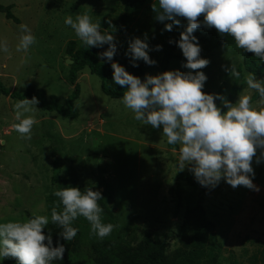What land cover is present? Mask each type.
Here are the masks:
<instances>
[{
  "label": "rangeland",
  "instance_id": "374dc122",
  "mask_svg": "<svg viewBox=\"0 0 264 264\" xmlns=\"http://www.w3.org/2000/svg\"><path fill=\"white\" fill-rule=\"evenodd\" d=\"M159 8V0H148L130 20L123 34L113 35L117 53L113 61L127 70L132 61L126 55L129 41L145 39L149 44V56L156 61L142 64L147 75L164 71H191L182 65L186 60L171 59L168 68L161 67L162 56L170 40L179 35L174 25L171 32L164 30L165 23L155 19L152 4ZM10 6L18 22L5 17L0 11V40H7L9 52L0 51V81L10 90L23 92L28 81L45 95L55 94L60 103L72 91L67 63V42L74 40L76 47L84 43L65 19L87 14L93 23L103 18L101 28L118 16L123 0H0ZM26 24L35 36V43L28 51H16L19 43V25ZM156 45L162 49L155 50ZM200 45V44H199ZM201 47V45H200ZM108 45L99 49L106 51ZM176 52L182 53L177 47ZM200 57L210 63L202 71L207 80L205 89L222 94L235 103L239 93L248 94L253 105L255 90L249 89L245 76L249 73L242 66V57L236 45L225 44ZM100 60L111 66L106 59ZM235 64L240 78H231L229 71ZM228 69V70H226ZM264 80V74L255 75ZM76 82L79 96L75 100L76 118H64L60 114L41 109L38 104L34 115L37 121L31 131V139H22L12 125L14 105L17 99L0 95V223L24 220L35 213L51 219V210L59 205L51 183L55 159L61 161L60 177L67 187L81 191L91 188L100 191L98 204L105 205L107 213H101L103 223L114 225L107 237L100 239L91 233V224L78 216L72 226L78 229L79 244L87 250L98 240H115L134 246L149 232L166 244L165 253L170 258L182 251H191V235L195 205L199 189L180 180V201L175 194L176 171L179 166V150L167 146L162 126L155 129L144 121L134 119V113L122 103V97L112 98L100 87V78L88 67L78 71ZM220 107L221 102L216 100ZM226 111V109H225ZM180 147V145L178 144ZM253 183L259 192L239 186L233 189L223 179L203 197L202 205L208 219L214 222V231L220 249L205 241L207 256L214 261L204 264H263L264 255V161L253 160ZM186 166L183 170L194 175ZM206 256V257H207ZM256 256V258H254ZM205 262L204 258H201ZM2 264V258H0Z\"/></svg>",
  "mask_w": 264,
  "mask_h": 264
},
{
  "label": "clouds",
  "instance_id": "9594fccd",
  "mask_svg": "<svg viewBox=\"0 0 264 264\" xmlns=\"http://www.w3.org/2000/svg\"><path fill=\"white\" fill-rule=\"evenodd\" d=\"M155 19L165 23L164 30L171 32L173 26L182 27L181 19L187 25L176 41L186 63L182 66L191 71H164L157 75H147L144 80L130 74L119 63L113 61L117 53L115 37L102 34L101 25L93 23L87 14H78L65 19L79 39L89 48L108 45L106 51L98 55L111 62L113 81L124 88L122 103L135 115L137 121H144L155 129L162 126L163 135L170 145L179 144V168L188 170L203 187L215 188L223 179L233 189L243 186L259 192L253 183L255 172L253 160L257 164L264 161V80L254 73L245 76L249 89L259 94L255 105L248 94L239 93L235 103L222 94H208L203 91L207 76L199 71L210 61L200 57L201 47L193 33L201 25L214 28L221 36L234 38L235 45L244 52L253 53L264 61V0H159V8L152 4ZM111 23V21H108ZM20 36L16 51L27 52L35 43V36L26 24L19 25ZM145 39L134 38L129 41L126 55L132 66L136 61L154 65L156 61L149 56V44ZM173 43V41H169ZM162 49L156 45L155 50ZM0 51L9 52L7 40H0ZM228 70V69H226ZM229 74L239 79L240 72L235 64ZM216 100L222 107L217 106ZM38 98H23L14 105V118L18 123L12 125L22 139H31L34 115ZM222 109H226L222 110ZM3 141L0 140V144ZM259 150V156L257 152ZM60 198L59 205L51 210V222L62 231L59 237L64 241L73 240L78 229L72 222L83 216L91 224V233L103 239L111 234L114 225L101 220L102 207L98 201L103 198L100 191L78 187H63L54 192ZM49 218L36 215L24 220H10L0 223V258L14 259L16 264H52L63 260L65 244L57 241L53 246L51 232L45 234Z\"/></svg>",
  "mask_w": 264,
  "mask_h": 264
},
{
  "label": "trees",
  "instance_id": "16d2710c",
  "mask_svg": "<svg viewBox=\"0 0 264 264\" xmlns=\"http://www.w3.org/2000/svg\"><path fill=\"white\" fill-rule=\"evenodd\" d=\"M124 5L122 12L111 19V23L107 24L106 28H101L102 34H123L127 31L130 20L136 15V13L146 4L148 0H123ZM0 11L4 13L5 17L18 22L17 18L11 11V7L0 4ZM181 19L182 27H178L179 35L173 38V43H168L162 56L161 67L163 70L168 68V64L171 59L186 60L182 53H178L175 49L178 47L176 41L180 38V32L184 30L187 25V21ZM201 27L197 29L193 35L198 39L201 45V53H208L215 48H218L225 44L235 45L234 38L229 35L221 36L214 28H207L203 26V17L200 18ZM104 19L100 18L95 23L100 25ZM99 49L96 47H88L83 44L81 47H76L74 40L67 42V53L69 58L72 59V63L69 67L68 79L73 85L72 91L65 97L64 103H60L58 97L55 94L45 95V90L42 88H36L31 81H28L23 92L17 90H10L9 87L3 85L0 81V95H8L11 98L21 100L23 98L31 99L33 96L38 98V106L43 110L54 111L60 114L64 118H76L78 116V109L75 105V100L79 96V85L76 82L78 77V71L84 67L96 74L100 78V87L102 91L112 98H118L123 96L124 88L117 85L113 81V70L111 66L105 64L100 60ZM242 57V66L249 73L255 75L264 74V61L255 57L253 53L244 52L243 49H239ZM133 67L132 65L126 70L130 74L138 76L141 80L145 79L146 73L142 64ZM205 93L214 94L210 89L203 90ZM259 97L257 92L253 93V98ZM217 106L219 104L216 102ZM225 110V109H222ZM167 146L174 150H179L178 144ZM259 156V150L257 152ZM61 161L59 158L55 159L52 166L51 183L55 186L56 191L67 187L66 179L60 177ZM177 182L175 187V194L178 197V203L180 201V183L178 181L183 180L187 184L199 189V199L195 205L194 217H193V231L191 235V251L187 254L182 251L178 254H174L172 258L166 255V244L163 240L153 237L149 232L143 235V238L139 243L134 246L126 245L122 242L115 240H98L90 245L87 250H82L79 244L78 231L76 237L71 241H64L59 237V232L62 229L55 224H52L51 219L46 226L45 234L48 231L52 234L53 246L57 245V241L65 244L66 252L63 260H55L52 264H204L215 260V257L207 256L205 251V241L208 238L213 247L220 249V245L217 241V234L214 231L215 224L213 221L207 218L205 209L202 205L203 197L211 192V188L201 186L195 178L188 172L181 171L177 168L176 171ZM59 204L63 208L60 198L57 197ZM101 207L104 213H107V209L104 204L101 203ZM63 210V209H62ZM32 216L30 215L29 218ZM75 228V227H74ZM207 256V257H206ZM201 258L205 259L202 262ZM256 258V256H254ZM262 263L264 264V255L262 256ZM2 264H16L14 259L2 258Z\"/></svg>",
  "mask_w": 264,
  "mask_h": 264
},
{
  "label": "water",
  "instance_id": "95a60500",
  "mask_svg": "<svg viewBox=\"0 0 264 264\" xmlns=\"http://www.w3.org/2000/svg\"><path fill=\"white\" fill-rule=\"evenodd\" d=\"M66 60H67V63H72V59L67 58Z\"/></svg>",
  "mask_w": 264,
  "mask_h": 264
}]
</instances>
